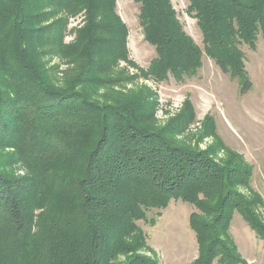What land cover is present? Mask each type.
I'll use <instances>...</instances> for the list:
<instances>
[{
	"label": "trees",
	"instance_id": "obj_1",
	"mask_svg": "<svg viewBox=\"0 0 264 264\" xmlns=\"http://www.w3.org/2000/svg\"><path fill=\"white\" fill-rule=\"evenodd\" d=\"M135 1L156 49L146 78L194 76L205 53L241 94L252 88L241 46L253 48L264 31V0H187L204 50L172 0ZM80 13L84 24L66 44L69 18ZM128 35L117 0H0V146L28 171H0V264H161L144 253L137 222L171 199L203 212L190 217L195 264L241 262L229 234L235 211L264 239L261 198L239 189L249 187L246 161L221 164L141 124L137 94L100 104L79 89L108 84L122 61L133 63ZM49 56L70 65L64 77Z\"/></svg>",
	"mask_w": 264,
	"mask_h": 264
},
{
	"label": "rangeland",
	"instance_id": "obj_2",
	"mask_svg": "<svg viewBox=\"0 0 264 264\" xmlns=\"http://www.w3.org/2000/svg\"><path fill=\"white\" fill-rule=\"evenodd\" d=\"M172 2L185 31L204 50L197 19L187 11L188 1ZM117 13L128 26L129 57L133 63L122 61L108 84L88 83L79 89L100 104L126 100L137 94L138 105H143L139 114L141 124L145 122L155 131L167 130L172 143L191 150H204L221 164L246 161L251 167L250 183L248 188L239 189L248 196L261 198L259 213L264 221V31H260L253 48L246 44L241 46L245 53V70L252 81V88L241 94L239 80L224 73L205 53L202 66L194 76H185L183 80L170 76L164 81L146 78L142 69L147 70L156 49L144 38L140 6L135 0H117ZM83 24L82 13L69 18L64 37L66 44L75 41L76 30ZM56 64L59 77H64L70 65L56 56L47 57L49 67ZM183 115L185 117L181 118ZM173 130L178 132L170 134ZM18 159L13 149L0 146V171L11 172L16 177L27 176V169ZM194 212L203 214L195 205L181 199H171L164 209H150L147 218L137 222L149 246L144 253L161 264H195L199 249L190 226ZM229 229L241 258L238 264H264V239L237 211ZM213 264H220L218 258Z\"/></svg>",
	"mask_w": 264,
	"mask_h": 264
}]
</instances>
